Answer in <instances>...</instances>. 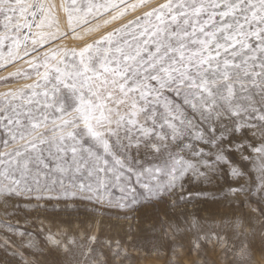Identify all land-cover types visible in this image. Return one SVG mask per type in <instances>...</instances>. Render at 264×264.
Returning a JSON list of instances; mask_svg holds the SVG:
<instances>
[{
	"label": "snow or ice",
	"instance_id": "snow-or-ice-1",
	"mask_svg": "<svg viewBox=\"0 0 264 264\" xmlns=\"http://www.w3.org/2000/svg\"><path fill=\"white\" fill-rule=\"evenodd\" d=\"M59 7L65 30L55 4L0 0V68L24 60L31 69L0 80H33L0 94L5 203H163L189 174L209 179L223 165L244 176L231 155L246 161L249 150L262 161L256 191L264 200V0H62ZM140 9L147 10L81 48L52 46ZM235 255L231 264H264V246L259 257L250 244Z\"/></svg>",
	"mask_w": 264,
	"mask_h": 264
},
{
	"label": "rangeland",
	"instance_id": "rangeland-1",
	"mask_svg": "<svg viewBox=\"0 0 264 264\" xmlns=\"http://www.w3.org/2000/svg\"><path fill=\"white\" fill-rule=\"evenodd\" d=\"M45 2L56 5L53 15L65 30L66 14L59 7L62 0ZM162 2L152 0V5ZM146 10L102 27L100 32L81 33L83 40L69 34L52 46L81 48ZM49 47L45 45L40 51ZM17 70L31 71L21 60L7 71L0 68V77ZM32 82L23 77L0 80V94ZM254 143H261L259 135ZM198 147L210 150L204 144ZM245 155L249 156L246 161H241L238 153L231 155L242 165L244 176L233 177L223 165L209 179L189 174L183 189L165 197L163 203L143 201L122 209L80 199L37 201L16 197L5 203L0 197V264H101L104 260L108 264H231L242 244L252 245L259 257L264 246V200L256 189L262 161L251 150ZM241 186L246 191L229 192L230 187ZM112 191L114 196L120 195Z\"/></svg>",
	"mask_w": 264,
	"mask_h": 264
}]
</instances>
